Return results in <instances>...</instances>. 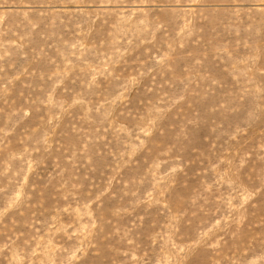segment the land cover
<instances>
[{
    "label": "rangeland",
    "instance_id": "374dc122",
    "mask_svg": "<svg viewBox=\"0 0 264 264\" xmlns=\"http://www.w3.org/2000/svg\"><path fill=\"white\" fill-rule=\"evenodd\" d=\"M0 264H264V0H0Z\"/></svg>",
    "mask_w": 264,
    "mask_h": 264
},
{
    "label": "bare ground",
    "instance_id": "6f19581e",
    "mask_svg": "<svg viewBox=\"0 0 264 264\" xmlns=\"http://www.w3.org/2000/svg\"><path fill=\"white\" fill-rule=\"evenodd\" d=\"M173 8V7H172ZM177 22V21H176ZM173 24V23H172ZM202 28V27H201Z\"/></svg>",
    "mask_w": 264,
    "mask_h": 264
}]
</instances>
